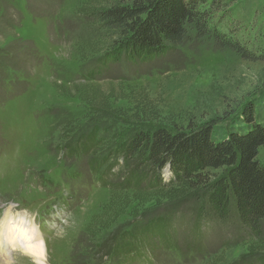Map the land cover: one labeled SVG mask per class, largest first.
<instances>
[{
  "label": "rangeland",
  "instance_id": "rangeland-1",
  "mask_svg": "<svg viewBox=\"0 0 264 264\" xmlns=\"http://www.w3.org/2000/svg\"><path fill=\"white\" fill-rule=\"evenodd\" d=\"M204 1L210 29L257 60H243L213 37L196 38L189 27L183 46L162 58L108 62L113 40L94 15L114 0H0V202L15 198L39 212L48 264H264L263 254H246L253 236L234 217L226 225L204 220L206 194L156 202L150 177L137 195L116 188L137 159L124 165L107 149L72 151L98 123L81 95L111 96V109L128 118L143 104L144 113L179 132L203 121L225 127L264 94V0ZM116 125L99 124L96 138L110 141ZM130 137L125 131L116 143ZM257 161L264 165V147ZM115 197L125 200L102 230L99 220L109 219ZM54 205H65L58 223L69 224L51 235L45 221Z\"/></svg>",
  "mask_w": 264,
  "mask_h": 264
},
{
  "label": "trees",
  "instance_id": "trees-1",
  "mask_svg": "<svg viewBox=\"0 0 264 264\" xmlns=\"http://www.w3.org/2000/svg\"><path fill=\"white\" fill-rule=\"evenodd\" d=\"M218 2L210 3L209 9L213 11ZM204 3V0H114L94 15L113 40L104 60L117 62L125 57L131 63L152 62L183 46L190 36L189 27L195 29L196 38L213 37L217 46L233 48L243 60H257L242 45L232 44L210 29L209 15L200 8ZM79 90L73 86L71 91L77 94ZM259 96L243 111L236 112V119L229 125L226 122L225 127L203 121L178 132L167 128L158 117L144 113L143 104L135 103V113L128 118L111 109V96L81 95L80 103L98 123L88 135L80 137L84 142L72 151L97 154L107 149L110 158L119 154L124 165L137 159L134 169L116 188H132L137 195L144 178L150 177L148 190L153 192L148 196L156 202L176 201L188 193L206 194L208 210L203 213L206 221L224 224L234 217L253 236V241L246 245V254L264 255L261 239L264 165L257 161L259 149L264 147V94ZM111 122L119 124L111 142L96 138L99 124L106 127ZM148 123L153 125L149 130ZM125 127L131 131V137L124 143H116L128 131ZM112 144L115 146L111 147ZM166 166L174 178L170 184L162 177ZM139 198L143 197L136 199ZM124 200L119 197L112 200V207L108 206L106 211L110 217L114 216L112 208L122 207ZM110 217L99 220L100 229L105 230L115 221Z\"/></svg>",
  "mask_w": 264,
  "mask_h": 264
},
{
  "label": "clouds",
  "instance_id": "clouds-1",
  "mask_svg": "<svg viewBox=\"0 0 264 264\" xmlns=\"http://www.w3.org/2000/svg\"><path fill=\"white\" fill-rule=\"evenodd\" d=\"M39 215L15 198L0 202V264H48V241ZM68 224L67 218L61 219L60 225Z\"/></svg>",
  "mask_w": 264,
  "mask_h": 264
}]
</instances>
